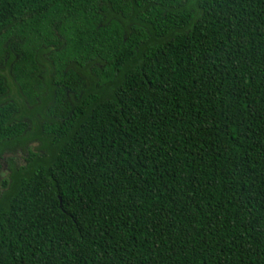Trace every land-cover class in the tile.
<instances>
[{"label":"trees","instance_id":"1","mask_svg":"<svg viewBox=\"0 0 264 264\" xmlns=\"http://www.w3.org/2000/svg\"><path fill=\"white\" fill-rule=\"evenodd\" d=\"M19 151L0 264H264V0H0Z\"/></svg>","mask_w":264,"mask_h":264},{"label":"rangeland","instance_id":"2","mask_svg":"<svg viewBox=\"0 0 264 264\" xmlns=\"http://www.w3.org/2000/svg\"><path fill=\"white\" fill-rule=\"evenodd\" d=\"M13 92H15L14 88H13ZM23 152L19 151L17 154L15 155H7L5 157V160L4 162L2 163V168H1V172H0V181L3 180L4 178L7 177L8 175V171H7V164L6 162L10 159V158H13L16 160V162H18L19 164L20 163H23L24 159H23Z\"/></svg>","mask_w":264,"mask_h":264}]
</instances>
